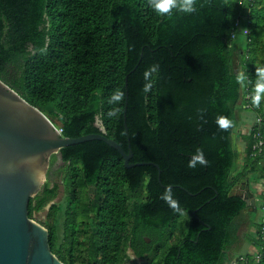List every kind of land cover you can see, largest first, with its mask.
I'll return each instance as SVG.
<instances>
[{
  "label": "trees",
  "instance_id": "obj_1",
  "mask_svg": "<svg viewBox=\"0 0 264 264\" xmlns=\"http://www.w3.org/2000/svg\"><path fill=\"white\" fill-rule=\"evenodd\" d=\"M194 6L162 16L149 0H0V79L62 135L103 133L142 162L125 167L100 139L51 154L27 208H45L39 221L64 264H231L241 215L256 209L244 186L258 180L257 250L243 264H264V93L252 103L264 0ZM247 109L254 121L238 132ZM197 148L206 163L189 167Z\"/></svg>",
  "mask_w": 264,
  "mask_h": 264
},
{
  "label": "water",
  "instance_id": "obj_2",
  "mask_svg": "<svg viewBox=\"0 0 264 264\" xmlns=\"http://www.w3.org/2000/svg\"><path fill=\"white\" fill-rule=\"evenodd\" d=\"M100 139L116 149L125 167L132 152L103 133L70 137L38 107L0 79V264H64L50 249L48 229L28 215V201L46 179L51 154L61 147ZM254 204L252 192L243 194ZM48 205V204H47Z\"/></svg>",
  "mask_w": 264,
  "mask_h": 264
},
{
  "label": "rangeland",
  "instance_id": "obj_3",
  "mask_svg": "<svg viewBox=\"0 0 264 264\" xmlns=\"http://www.w3.org/2000/svg\"><path fill=\"white\" fill-rule=\"evenodd\" d=\"M243 36V35H242ZM238 119H235V130H237L238 132H242L248 129V126L250 125V123H252L254 121V117H255V113L252 110H240L238 112ZM56 125L58 124V121H56L55 123ZM235 132V131H234ZM239 142H241V140H238ZM242 143V142H241ZM58 158V156H57ZM59 163V162H58ZM260 182V180H258ZM57 184H58V198L60 199L62 197V193H63V189H62V183L60 182V179L57 178L56 180ZM253 191H254V197L256 200V209H254L252 212H250L249 214L245 211L243 212V214L241 215V221L238 225V227L236 228V233L239 236L238 240L232 244V247L230 249V253L234 252V255L232 256V258L236 257L237 255H245L248 252H255L257 250V243L256 241V235L253 232V230L250 228L251 226L249 225V223L254 226V224L259 223L262 217V209L260 207V203H261V198L257 192V187L256 186H252ZM66 200L64 199V203L66 204ZM44 212L45 209L40 211L39 213L36 214V219L40 220L43 218L44 216ZM240 239H242V244L237 246L236 248L233 249V247L235 245L238 244V241H240ZM128 257L127 259H132L134 258L133 253L131 252V250H128Z\"/></svg>",
  "mask_w": 264,
  "mask_h": 264
},
{
  "label": "clouds",
  "instance_id": "obj_4",
  "mask_svg": "<svg viewBox=\"0 0 264 264\" xmlns=\"http://www.w3.org/2000/svg\"><path fill=\"white\" fill-rule=\"evenodd\" d=\"M150 7L159 15H170L173 8L177 9L179 12L183 13H193L196 11L194 6V0H149ZM238 80H244L245 77L243 73L237 76ZM261 93H264V67L257 70V78L255 82L254 93L252 95V103L257 104L261 99ZM217 122L221 126H227L228 120L225 117H218ZM205 164L202 151L197 148L196 152L189 158L188 166L195 167L196 163ZM163 198L170 204L175 206V200L172 197L171 186L165 188V194Z\"/></svg>",
  "mask_w": 264,
  "mask_h": 264
},
{
  "label": "built area",
  "instance_id": "obj_5",
  "mask_svg": "<svg viewBox=\"0 0 264 264\" xmlns=\"http://www.w3.org/2000/svg\"><path fill=\"white\" fill-rule=\"evenodd\" d=\"M58 128V131L61 132V128L60 127H57ZM260 144H261V140H257L256 143L253 145V147H256L257 149L260 148ZM259 184V187L261 188V182L258 183ZM258 188V189H260ZM247 259L244 257V255H238L234 258L231 259V264H238V263H241L243 264Z\"/></svg>",
  "mask_w": 264,
  "mask_h": 264
},
{
  "label": "crops",
  "instance_id": "obj_6",
  "mask_svg": "<svg viewBox=\"0 0 264 264\" xmlns=\"http://www.w3.org/2000/svg\"><path fill=\"white\" fill-rule=\"evenodd\" d=\"M258 183H259V181H256V182L251 181L250 184H248L249 188L251 189V192H253V188H252V186H256L257 189L260 188ZM247 193H248V189H247V185H246V186H244L243 194H247ZM252 196H253V195H252ZM242 242H243L242 239H240V241H238V244L235 245V246L233 247V249L236 248L237 246L241 245ZM233 255H234V252L231 253V256H233Z\"/></svg>",
  "mask_w": 264,
  "mask_h": 264
},
{
  "label": "flooded vegetation",
  "instance_id": "obj_7",
  "mask_svg": "<svg viewBox=\"0 0 264 264\" xmlns=\"http://www.w3.org/2000/svg\"><path fill=\"white\" fill-rule=\"evenodd\" d=\"M57 160H59V157H58ZM50 184H52V182H51ZM46 206H47V205H46ZM46 206H45V207H46ZM44 209H45V208H44ZM44 209H42V210H44ZM42 210H40V211H42ZM40 211H35V212H33V213H32V217L35 218V217H36V214L39 213ZM145 239H146V241H149V238H148V237H145Z\"/></svg>",
  "mask_w": 264,
  "mask_h": 264
}]
</instances>
